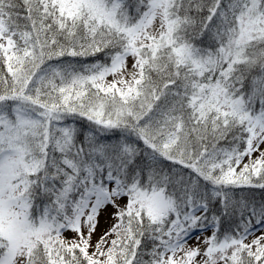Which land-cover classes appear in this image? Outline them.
<instances>
[{
  "label": "snow or ice",
  "instance_id": "obj_1",
  "mask_svg": "<svg viewBox=\"0 0 264 264\" xmlns=\"http://www.w3.org/2000/svg\"><path fill=\"white\" fill-rule=\"evenodd\" d=\"M0 264H264V0H0Z\"/></svg>",
  "mask_w": 264,
  "mask_h": 264
},
{
  "label": "rangeland",
  "instance_id": "obj_2",
  "mask_svg": "<svg viewBox=\"0 0 264 264\" xmlns=\"http://www.w3.org/2000/svg\"><path fill=\"white\" fill-rule=\"evenodd\" d=\"M110 212L111 209L108 210V212H105L101 218H100V225L99 228L97 230L96 236L94 237V240L97 239L110 225V223L112 222L110 219ZM67 236H71L72 233H66ZM196 235H201L200 233H197ZM203 235L207 236L210 235L209 233H204ZM189 244L192 246H195L196 244V239L195 236L192 238V240L189 241Z\"/></svg>",
  "mask_w": 264,
  "mask_h": 264
},
{
  "label": "trees",
  "instance_id": "obj_3",
  "mask_svg": "<svg viewBox=\"0 0 264 264\" xmlns=\"http://www.w3.org/2000/svg\"><path fill=\"white\" fill-rule=\"evenodd\" d=\"M250 194H254L257 198H259L261 195V192L259 190H255L253 193H250Z\"/></svg>",
  "mask_w": 264,
  "mask_h": 264
}]
</instances>
